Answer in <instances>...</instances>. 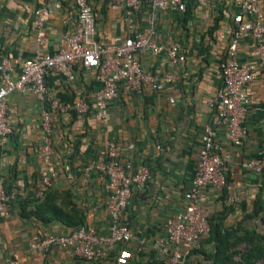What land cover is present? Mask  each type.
<instances>
[{"label": "crops", "instance_id": "crops-1", "mask_svg": "<svg viewBox=\"0 0 264 264\" xmlns=\"http://www.w3.org/2000/svg\"><path fill=\"white\" fill-rule=\"evenodd\" d=\"M1 2L0 57L10 59L17 76L27 58L60 49L69 1L67 5L62 3L60 9H53L37 32L31 30L34 10L44 0ZM185 2L183 14L167 9L157 12L152 34L159 44H180L185 50L184 63L173 65L164 54L142 52L140 65L155 80L144 84L138 92L120 83L117 98L107 105L106 121L91 115L74 119L67 114L57 115L53 126L51 144L58 154L54 164L59 174L52 188L59 192L70 190L86 225L95 228L99 236L108 234L105 204L110 191L107 180L97 171L84 174L87 163L99 160L113 143L121 149L122 160L148 169L150 177L145 187L134 191L123 216L133 234L127 246L133 251V258L140 244L150 258L161 256L157 243L165 237L166 221L177 217L185 206L184 194L195 176L201 138L208 129L214 132V143L229 179L221 190H205L206 200L202 204L205 215L220 216L227 227L235 225L251 211L261 185V171L249 164L257 168L264 162V65L258 67L249 87L255 94V102L248 107L247 137L242 145L234 146L225 139L210 104L212 96L222 87L218 67L242 17L240 0ZM90 4L96 22L95 39L108 48L120 43L126 36L125 12L112 10L111 0H91ZM140 25L144 28L146 24L140 21ZM252 52V39L245 34L239 42V61H253ZM165 75L174 76V81L160 83L159 79ZM47 85L61 100L83 95L91 102L102 87V78L97 70L77 65L73 80L52 75ZM6 102L13 133L0 137V190L5 185L11 199L9 214L0 216V263L17 260L19 264H112L111 260L86 261L73 256L69 249L53 247L43 255L31 249L29 242L37 229L60 235L72 229L58 220L43 223L20 215L23 202L35 197L42 171L39 160L43 145L42 104L29 91L11 94ZM251 222L247 221L246 226Z\"/></svg>", "mask_w": 264, "mask_h": 264}, {"label": "built area", "instance_id": "built-area-1", "mask_svg": "<svg viewBox=\"0 0 264 264\" xmlns=\"http://www.w3.org/2000/svg\"><path fill=\"white\" fill-rule=\"evenodd\" d=\"M65 1L44 0L34 10L31 30L39 31L52 10L60 9ZM70 2L63 19L65 31L57 52H38L27 58L17 76H14L10 59L5 55L0 57V137L13 133V126L7 117L6 99L9 95L29 91L42 104L40 125L43 145L39 152L42 171L35 195L39 198L52 188L59 174L54 164L58 154L52 148L50 137L57 115H67L73 110L77 116L91 115L101 122L106 121L107 105L117 98L120 83L138 92L144 84L155 80L140 65L139 54L142 52L164 54L173 65L185 62V50L180 44H159L152 39L157 12L167 9L183 14L186 12L185 0H111L112 10L125 12L123 20L126 26L125 38L112 48L103 46L95 39L96 22L91 4L87 0ZM2 8L0 0V12ZM240 12L242 17L232 32L225 57L218 67L222 87L210 99L217 126L224 131L225 139L234 146L242 145L247 137L245 120L249 105L255 102V94L249 87L258 67L264 65L263 0H240ZM140 21L145 22L144 28ZM245 34H249L253 42L254 60L250 62H240L238 59L239 42ZM77 65L97 70L102 78V87L94 94L91 102L86 96L79 95L71 104H67L54 95L47 85V79L52 75H60L66 81H71ZM172 81V75L159 79L160 83ZM213 137L214 132L209 129L202 136L196 173L184 194L185 206L177 217L166 221L165 237L157 243L161 256L168 264H185L192 247L208 233L209 225L202 209L206 200L205 190H221L226 185L224 160L217 151ZM249 167L260 172L264 162L257 168L253 163ZM93 170L107 180L110 191L105 204L109 218L108 234L99 236L95 228L88 225L63 235L37 229L35 237L29 242L31 249L40 255L53 247L69 249L73 256L89 262L115 253L112 264L130 262L133 254L127 246L133 240V234L124 223L123 216L134 191L145 187L150 177L149 171L145 166L136 167L122 160L121 149L113 143L108 145L99 160L87 163L84 174L88 175ZM68 178L72 176L68 175ZM10 199V194L0 190V216L9 214ZM142 249L140 244L137 252ZM1 250L0 236V256ZM0 264L19 262L10 260Z\"/></svg>", "mask_w": 264, "mask_h": 264}, {"label": "trees", "instance_id": "trees-1", "mask_svg": "<svg viewBox=\"0 0 264 264\" xmlns=\"http://www.w3.org/2000/svg\"><path fill=\"white\" fill-rule=\"evenodd\" d=\"M67 1L70 6V0ZM87 1L91 3V0ZM63 4L67 5L66 1ZM73 100L72 98L69 101H61L71 104ZM69 114L74 119L77 116L73 110H70ZM50 137L52 139V134ZM225 179L227 183L229 179L227 175ZM260 180V189L252 209L242 221L227 227L220 216L210 218L206 216L209 231L192 247L185 264H205L206 262H211V264H264V168L261 170ZM2 191L9 195L5 185L2 186ZM71 195L70 190L59 192L50 188L42 197L35 196L23 202L20 207V215L34 217L43 223L54 219L72 230L78 229L86 225L85 216L76 207ZM247 221H252L250 226H246ZM114 254H109L104 259L93 262L112 261ZM128 264H168V262L162 256L150 258L141 250L137 252L136 258H132Z\"/></svg>", "mask_w": 264, "mask_h": 264}]
</instances>
